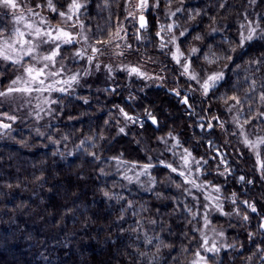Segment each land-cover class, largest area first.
I'll return each instance as SVG.
<instances>
[{
  "label": "trees",
  "instance_id": "1",
  "mask_svg": "<svg viewBox=\"0 0 264 264\" xmlns=\"http://www.w3.org/2000/svg\"><path fill=\"white\" fill-rule=\"evenodd\" d=\"M22 2L34 6L41 0ZM220 2L172 0L169 6L167 0H160L159 7L146 15L150 41L147 55L164 60L167 72L174 73L182 89L195 87L186 83L172 60L159 52L155 35L158 23L168 21L165 16L168 8L174 11L183 7V12L172 17L181 24L180 30H188L187 36L179 40L181 50L185 54L192 47L201 50L197 54L199 59L192 58L193 67L198 71L201 67L207 72L225 70L226 80L216 97L222 94L243 97L248 87L244 81L246 75L264 77V67L255 73L245 71L249 61L264 56V40L253 41L242 52L237 48V52L231 53L234 63L225 60L208 65L203 56L209 52V46L216 55H225L230 47H236L238 24L243 19L240 14L247 7V0H227L225 8L219 7ZM57 3L64 4V0ZM124 8L125 0H109L108 8H103V0H88L81 21L90 29L91 37L98 28L106 34L124 19ZM197 11L201 14L191 20L190 16ZM247 11L264 13V0H259L255 8L247 7ZM8 24L9 19L0 14V27ZM212 28L217 32L209 35ZM180 30L176 31L177 35ZM197 34L203 39H193ZM225 39L228 44L224 43ZM236 64L240 65L239 69H235ZM12 70V66L0 68V85L12 80ZM104 83L105 78L101 76L90 91H79L71 98H57V103L52 104L53 119L44 137L20 122L11 124L9 133L0 137V264H189L200 243L199 231L193 229L200 230L201 221L199 213L193 219L186 209L194 213L201 206L187 195V185L177 175L159 165L162 158L158 156L161 149L158 138H166L169 132L193 157L208 160L207 165L202 164L201 180L221 188L220 197L226 210H233L234 192L238 202L249 200L257 207L256 213H250L247 224L236 217L229 220L213 217L214 224L227 227L226 242L235 248L221 251L214 256L216 261L209 257V263L246 264L247 257L252 256L251 264H264L261 261L264 253L257 251L264 248V235L258 229L260 217L264 216L262 172H258L254 156L240 138L230 134L234 130L230 123L225 125L227 132L219 127L204 130L198 126L206 125L212 114L229 121L223 101L213 97L209 103L201 104L200 95L194 93L190 103L195 105L197 113L205 116L204 121H199L186 113L178 98L167 93L174 89L173 82L152 89L146 88L139 79L127 80L126 75H118L115 91L111 93L103 91ZM84 98L88 103L81 100ZM256 107L254 104L253 108ZM120 108L138 116L143 127L127 122L130 124L126 126V133H120L124 124ZM247 108L245 105L242 118L249 115ZM146 109L157 118V128L146 121ZM257 123L253 121L245 128L251 129ZM209 142L214 143V148ZM217 149L225 153L231 170L226 178L217 175L216 160L211 158ZM261 159L264 160V152ZM117 160L138 167L155 165L151 170L155 178L152 190L145 193L137 186L126 184L114 166ZM239 176L253 183H241L237 180ZM176 184L181 187L177 188ZM240 207L244 209L243 205ZM249 232L256 233L254 240H249ZM148 239H152V244L147 243ZM239 247L242 252H238Z\"/></svg>",
  "mask_w": 264,
  "mask_h": 264
},
{
  "label": "snow or ice",
  "instance_id": "2",
  "mask_svg": "<svg viewBox=\"0 0 264 264\" xmlns=\"http://www.w3.org/2000/svg\"><path fill=\"white\" fill-rule=\"evenodd\" d=\"M87 2L88 0H64V4L58 6L57 0H41V2L35 3L34 6L23 5V12L17 15V10L22 8V0H0V9L12 10L15 17L14 26L12 28H0V61L16 67L17 71L21 72L20 75H17L15 79H12L6 85H0V104L9 98L14 99L17 97L23 99L26 105L31 104L33 99L41 101L42 97L43 104L57 103L54 99L44 97V94H51L53 92L68 93L69 90L73 88V85H78L80 83L81 78V73L79 71H72L65 65L64 60L66 57L64 52L80 44L81 47L72 51L67 59L72 61L85 60L89 65H93L96 71H99L101 67L99 57L105 55L110 47L120 48V44L117 43V41L124 40L127 37V28L124 27V21H129V23L136 27L135 38L138 41L142 40L143 37L140 33L146 32L148 29V21L144 13L150 7H159L160 0H154L151 4L149 0H125L124 10L126 15L124 20H119L114 31H108L106 34L104 29L98 28L93 37L86 34L85 26L81 21V17L84 14L83 10L86 8ZM171 3L172 0H167L169 6ZM258 3L259 0H247V7L255 8ZM226 5L227 0H221L219 3L220 8H225ZM98 7H100V5H98ZM108 7L109 0H103V8ZM247 7L245 12L240 14L243 16V19L238 24V40L235 41L236 47H230L228 53L225 55H216V53L211 50V46H209V52L203 56L204 61L208 65L218 64L225 60L229 63H234L231 53L237 52V48L242 52L253 41L264 40V27H262V25H264V13H248ZM43 10H47L49 13L54 14V16L59 17V21L53 24L48 17L42 15ZM183 11V7H177L174 11L169 7L165 16L168 20H171V22L166 24L160 23L155 35L159 40L158 48L160 52L166 56H170L171 60L175 62L178 66L179 76L183 77L186 83L191 84L194 82L196 86L183 89L177 86V88L170 89L169 91L178 98V101L183 106H185L186 113L190 117L197 118L199 121H204L205 116L197 113L195 105L190 103V100L193 99V94L196 92H199L201 104L209 103L211 98L215 97L216 99L222 100L224 105H226L224 109L225 112H235V115H232L229 121L222 120L220 116L212 114L206 125L200 123L198 126L204 130H214L216 127H219L221 131L227 132L225 125L231 123L234 130L230 134L242 137L241 142L256 156L262 172L261 179H264V160L261 159V154L264 152V135L259 134V132H264V77L257 79L253 76L246 75L244 81L248 87L245 89L243 97L237 94H222L216 97V92L221 87L222 82L226 80V72L223 69L207 72L202 67L200 71H198L196 67H193L192 58L197 57V59H199L197 54L201 50L198 47H192L187 54L181 50L179 40L187 36L188 30H180L181 24L172 20V17H176L177 13ZM200 14L201 13L197 11L195 15L190 16V19L195 20L196 16ZM16 25H22V27ZM73 29H78V31H73ZM177 30H180L179 35H176ZM216 32L217 29L212 28L209 35H214ZM193 39L200 41L203 37L197 34ZM224 43L228 44L229 41L225 39ZM125 47L131 49L132 45L126 44ZM116 54L124 55V52L120 51ZM248 63L249 68L245 69V71L252 73L259 72L260 67H264V56L253 59ZM227 67L228 65L225 64L224 68ZM239 68L240 65L236 64L235 69ZM108 71L111 72L110 67ZM123 71L130 77L135 76L142 80L164 79L159 75H150L139 66L126 65ZM202 72L204 73L203 75L201 74ZM90 74L88 69H85L83 72L85 76ZM65 76L67 78H64ZM233 87L235 88V86ZM112 91L114 92L115 89H112ZM236 91L238 92L239 90L236 89ZM34 94L36 95L34 96ZM84 102L88 103L86 99ZM254 104L257 105L255 109L253 108ZM245 105L248 106L247 111L249 115L241 120ZM35 107L40 109V111H45L41 107L40 102H38ZM210 107L211 105L209 104V109ZM209 109H201V111L209 112ZM48 111L51 112L52 110L49 109ZM119 112L125 121L132 124L140 123L141 127H143V123L138 116L134 117L129 115L122 108L119 109ZM37 115H39V113H37ZM0 116H4L7 120L13 122L17 119L15 115H9L7 112H0ZM145 117L150 120L153 125L158 126L157 118L150 110H145ZM212 121L216 123L213 124ZM253 121L258 122L256 125H253V128H258L259 132L254 131L249 133L245 125H252ZM126 126L127 124L125 127ZM0 129L9 130L11 129V124L0 121ZM119 131L124 133L125 128L121 127ZM252 136L255 138H251ZM168 138L175 140V143L171 146L172 148H183V145H181L180 141L172 132L168 133ZM158 139L165 145L168 144L166 138L160 137ZM209 143L214 148V143ZM215 151L216 155L211 158L217 161V175L224 176L226 173L230 175L231 170L228 166H225L224 170L220 171V165H226V161L223 158V153L218 149ZM90 155L97 160L99 159L95 153H90ZM179 159L182 161L179 167H174L172 164L165 163L164 161H159V164L168 169L170 173H176L182 178L183 184H189L191 188H195L197 191H201L208 186H210L215 193L221 191L219 186L211 185L210 182L209 185L197 183V179L190 175L193 164L197 165L196 171L199 173L201 172L200 166L202 164H208L207 159L203 157L196 159L192 156L188 148H183V152L180 154ZM153 167H155V165L150 163L143 165L141 174L148 175V170ZM125 178L131 181L129 177ZM169 179H171L170 176ZM152 180L155 182V178H152ZM239 181L244 184L253 183L252 180H245L243 176L239 177ZM176 187L180 188L181 184H176ZM191 188L187 189L189 194L191 193ZM104 195L111 198L107 192H105ZM210 199H213V197H205V200ZM215 200V211L225 216L235 215L245 224L250 220V213L257 212V207L254 202L249 200H241L238 202L235 192L232 193L231 197V204L234 206L231 212H225L223 210V205L219 202V197H215ZM240 205H243L244 209H241ZM186 211L191 213L193 219L196 218V213H192L191 209H186ZM188 222L191 223V220ZM210 225L211 221L208 215L205 214L203 217V227L208 228ZM258 229L264 232V216L260 217ZM193 231L200 230L193 229ZM218 235L223 236L224 233L221 231ZM255 235L256 233L249 232V240H254ZM147 243L152 244V239H148ZM165 247H169V245H165ZM221 247H223V245L217 246L215 240H212L210 244L209 238L201 231V241L198 244L196 252L193 254L195 258L191 261V264H209L210 258L202 253H212L215 255L221 251ZM227 247L234 249L235 245H227ZM157 251H159V248H157ZM257 251L264 253V248H258ZM140 255L144 256L146 253H140ZM255 255L256 253H253V256ZM251 259L252 256L247 257V260L251 261ZM261 259L264 260V256H261Z\"/></svg>",
  "mask_w": 264,
  "mask_h": 264
},
{
  "label": "rangeland",
  "instance_id": "3",
  "mask_svg": "<svg viewBox=\"0 0 264 264\" xmlns=\"http://www.w3.org/2000/svg\"><path fill=\"white\" fill-rule=\"evenodd\" d=\"M23 5H28L22 2V8L17 10V15H19L21 12H23ZM38 11H41L40 9H37ZM150 10H155V8L150 7L145 13V17L147 15V13ZM0 14L1 15H5L8 19H9V24L8 25H4L1 26L0 28H4V29H10L14 26V20L15 17L13 15V11L12 10H8V9H0ZM42 15H44L45 17H48L51 22L53 24H56L59 21V17L54 16V14L49 13L47 10H43L42 11ZM126 15V12H125ZM153 16H156L155 13L153 12ZM125 17V16H124ZM158 17V16H156ZM147 18V17H146ZM124 20V19H123ZM171 20L162 22V23H170ZM161 23V22H160ZM158 23V25L160 24ZM148 25H149V21H148ZM16 26H20L22 27V25H16ZM124 27L127 28V37L124 40H119L117 41V43L120 44V48H109V50L107 51V53L103 56L99 57V63L101 65L100 70L96 71L93 65H89L88 63H86L85 60H78V61H72L67 59V57L71 54L72 51H75L77 49H79L81 47L80 44L75 45L74 48H70L69 50L64 52V55L66 57V59L64 60L65 65L71 69L72 71H79L81 73V78H80V83L78 85H73V88L69 90L68 93H59V92H53L51 94L45 93L44 97H49L50 99H54L57 100V98H59L60 96H68V98H71V96H76V94L81 91V93H86L87 91H90L89 88L96 84L99 80V78L101 76H104L105 78V83L102 84V89L103 91H109L110 93L113 92L112 89H115V84H116V78L118 75H126L127 80H129L130 78H134V79H138L135 76H128V74L123 71L124 67L127 66H139L142 68L143 71H146L147 73H149L150 75L153 76H162L164 79L163 80H142V84H145L146 88H152V89H157V88H161L164 87L168 81L173 82V86L174 89L177 88L178 84V79L177 77L173 76L174 73H168L166 70V67H164V60L161 61V59H155V56H151V55H147V50L146 47L149 45L150 41H149V37H148V33L146 32H142L140 35L143 37L142 40H137L135 38V34H136V27H134L131 23H129V21H124ZM73 31H78V29H73ZM85 32L87 35H90L89 31L87 28H85ZM123 35V34H122ZM177 35V34H176ZM158 39V38H157ZM159 43V40H158ZM158 43H157V48H158ZM126 44H130L132 45L131 49H128L125 47ZM159 50V48H158ZM120 51L124 52V55H118L116 53H119ZM160 52V50H159ZM170 59L171 57L168 56ZM174 66L176 67V70L178 72V66L175 64L174 61H172ZM8 66H10L9 64L0 61V68L2 70H5ZM111 68V72L108 71V68ZM12 72L14 73V76L12 79H15L17 75H20L21 72L17 71L16 67H13ZM85 69H88V71L91 73L90 75H83V72ZM168 74H171L170 76H168ZM64 78H67L66 76ZM183 78V77H182ZM191 84H193L194 86L195 83L192 82ZM131 92H136L135 90L131 91ZM199 94V92H197ZM36 94H34L35 96ZM129 98L131 100H133L130 96ZM88 100L87 98L81 99L82 101ZM43 97L41 98V101H37L36 99H33L31 104H25L23 99L20 98H9L8 100L4 101L2 104H0V112H7L9 115H15L17 117L16 121H10L7 120L4 116H0V121H3L4 123H8V124H13V123H22V124H26L29 126V128L33 131V133H35L38 136H42L44 137V135L47 134L48 129L50 127V122L53 119V109H52V104H43L42 103ZM40 102L41 103V107L45 110V111H40V109H37L35 107V105ZM51 109L52 111L49 112L48 110ZM37 113H39V115H37ZM229 120H231L232 115H235V112L233 113H229ZM241 120H243L242 116H241ZM124 124L122 125L125 128L126 131V127L125 125L127 124V121L124 120ZM141 121V119H140ZM130 123H128L127 127L129 126ZM140 124V123H139ZM231 124V123H230ZM232 125V124H231ZM249 133H252L254 131L259 132L258 129H247ZM124 131V133H126ZM120 132V131H119ZM9 133V130H4V129H0V137L7 135ZM40 133V134H38ZM121 133V132H120ZM259 134L264 135V132H259ZM240 140H242V137H239ZM251 138H255L254 136H252ZM166 139L168 140V144L165 145L163 142L160 141L161 143V149L158 152V156L162 159H160V161H164L165 163H170L172 164L174 167H179V165L182 163V161L179 159L180 154L183 152V149L181 147H177V148H172L171 146L175 143V140H172L170 138H168V136L166 137ZM248 149V148H247ZM249 150V149H248ZM221 153H223V158L226 161V165L225 164H221L220 165V171H223L225 166L228 165V161L225 158V153L223 151H220ZM249 152L254 156L255 161H256V167L258 172L261 170L260 166L257 162V158L256 156L252 153V151L249 150ZM175 153V155H174ZM216 153V152H215ZM160 166H163L161 164H159ZM216 165H217V161H216ZM114 166L117 169V171L120 174V177L125 181L126 184L128 185H134L137 186L138 189L142 192L148 193L152 190V188L154 187L155 182H153L152 178H154L151 174V170L152 168H150L148 170V175H142L141 172L143 170L142 166L138 167L135 165H128L125 162H122L120 160H117L114 162ZM202 168V165L200 166ZM197 169V165L193 164L192 165V172L190 175H192L194 178L197 179V183H203L204 185H209L208 181H202L201 180V176H202V172L197 173L196 171ZM216 171H217V166H216ZM174 175H177L176 173H172ZM227 173L224 176H221L223 178L227 177ZM125 177H129L131 178V181L129 179H126ZM177 177H179L177 175ZM241 177V176H239ZM239 177H238V181H239ZM181 180L182 178L179 177ZM187 185V189L191 188V185L186 184ZM212 185V184H211ZM186 189V193L188 196H190L191 198H193V200H195L196 204H200V208L198 210H195L194 213H196V215L199 213V217H200V221H201V226H200V231H199V238L201 241V231L209 238V243L211 244L212 240H215L217 243V246L223 245V247H221V251L223 250H227L229 249V247H227V236H226V232H227V227H221L219 225L214 224L213 221V217H218V218H224V219H230V218H238L235 215L232 216H225V215H221L219 212L215 211V197H219V202L223 205L222 203V199L220 197V192L219 193H215L212 191V188L210 186L205 187L203 190L201 191H197L195 188H191V193L189 194V192ZM207 196H211L213 197V199L210 200H205V197ZM223 210L225 212H231L232 210H226L224 208L223 205ZM207 214L209 220L211 221V225L208 228H204L203 227V217L204 215ZM239 219V218H238ZM240 220V219H239ZM223 232L224 235L223 236H219L218 233L219 232ZM220 251V252H221ZM242 252V247L238 248V252ZM219 252V253H220ZM218 253V254H219ZM205 256L208 257H212L214 258V261H216V258L214 256H216L217 254L213 255L212 253H202ZM194 255L190 258L189 264H191V261L194 259ZM210 264V263H209ZM246 264H251L249 261H247Z\"/></svg>",
  "mask_w": 264,
  "mask_h": 264
},
{
  "label": "water",
  "instance_id": "4",
  "mask_svg": "<svg viewBox=\"0 0 264 264\" xmlns=\"http://www.w3.org/2000/svg\"><path fill=\"white\" fill-rule=\"evenodd\" d=\"M147 19V18H146ZM147 21H148V19H147ZM141 34V33H140ZM167 93L168 94H170L171 96H174V97H176L174 94H172L169 90H167ZM177 98V97H176ZM182 105V104H181ZM152 127H154V128H157V125H153L152 123H151V121L150 120H146ZM260 231V230H259ZM263 235H264V232H262V231H260ZM263 256H264V254H263ZM261 261L262 262H264V260H262L261 259Z\"/></svg>",
  "mask_w": 264,
  "mask_h": 264
}]
</instances>
